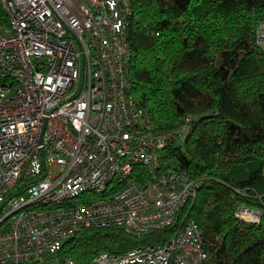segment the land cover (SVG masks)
Here are the masks:
<instances>
[{"label":"built area","instance_id":"1","mask_svg":"<svg viewBox=\"0 0 264 264\" xmlns=\"http://www.w3.org/2000/svg\"><path fill=\"white\" fill-rule=\"evenodd\" d=\"M0 264H77L60 253L86 228L147 234L174 221L198 182L164 169L162 131L137 104L127 38L131 0H0ZM264 51V22L256 31ZM171 166V164H170ZM236 217L256 224L260 210ZM187 220L164 243L90 264H201Z\"/></svg>","mask_w":264,"mask_h":264},{"label":"trees","instance_id":"2","mask_svg":"<svg viewBox=\"0 0 264 264\" xmlns=\"http://www.w3.org/2000/svg\"><path fill=\"white\" fill-rule=\"evenodd\" d=\"M131 8L135 101L162 131L190 118L183 144L165 146L160 161L198 188L162 230L86 228L60 253L90 264L103 252L162 244L192 219L203 238L201 264H264V51L256 42L264 0H131ZM242 205L260 210L258 223L236 217Z\"/></svg>","mask_w":264,"mask_h":264},{"label":"rangeland","instance_id":"3","mask_svg":"<svg viewBox=\"0 0 264 264\" xmlns=\"http://www.w3.org/2000/svg\"><path fill=\"white\" fill-rule=\"evenodd\" d=\"M185 135H186V132L183 133V134H181L180 136L176 137V138H175V143H176V144H183V139H184ZM170 164H171L172 167H176V166H177V163H176L175 160H172V161L170 162Z\"/></svg>","mask_w":264,"mask_h":264}]
</instances>
